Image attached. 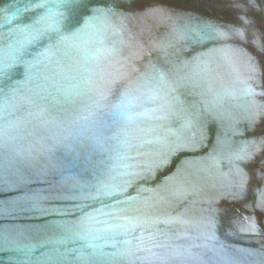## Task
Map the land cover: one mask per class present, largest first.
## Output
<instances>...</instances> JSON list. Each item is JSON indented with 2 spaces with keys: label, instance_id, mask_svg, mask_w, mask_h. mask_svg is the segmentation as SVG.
Listing matches in <instances>:
<instances>
[{
  "label": "water",
  "instance_id": "95a60500",
  "mask_svg": "<svg viewBox=\"0 0 264 264\" xmlns=\"http://www.w3.org/2000/svg\"><path fill=\"white\" fill-rule=\"evenodd\" d=\"M0 264H264V0H0Z\"/></svg>",
  "mask_w": 264,
  "mask_h": 264
}]
</instances>
